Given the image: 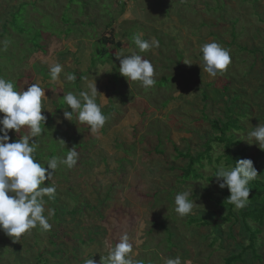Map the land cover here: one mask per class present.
Instances as JSON below:
<instances>
[{
	"label": "rangeland",
	"instance_id": "374dc122",
	"mask_svg": "<svg viewBox=\"0 0 264 264\" xmlns=\"http://www.w3.org/2000/svg\"><path fill=\"white\" fill-rule=\"evenodd\" d=\"M23 4L27 6L21 9L23 19L18 25H24L30 34L25 35L27 38L10 36L8 55L16 58L2 66L3 73L8 79H21V90H27L32 83L45 88L48 103L55 111L42 112L46 122L51 120L54 126L40 137L41 144L44 140L47 143L40 145L42 153L75 147L79 155L73 169L60 166L55 171L57 191L45 211L47 215V208L55 210L49 218L51 230L33 229L19 242L0 230V264H41L37 260L40 254L48 264H83L91 258L99 264L101 255H106L124 232L132 238L134 259L144 264H163L161 256L177 255L190 264H225L227 257L242 252L249 235L244 233L241 221L235 226L231 223L215 228L216 222L229 212L228 206H218L228 202L229 190L220 189L217 181L182 183L180 173L174 169L186 168L188 162L178 160L174 148L196 156L215 134L208 120L226 122L230 116L239 120L242 128L233 131L235 141L240 143L233 149H246L243 159H251L258 171L264 170V150L243 140L252 126L264 123V0H0V33L5 21H10ZM113 17L114 23L107 29ZM70 28L73 31L65 35ZM112 28L118 39L129 46L115 53L128 54L135 47L128 37L135 34L142 33L146 40L158 39L160 46L142 55L152 62L156 82L175 77L178 81L145 91L139 82L129 84L123 76L116 77L120 73L115 54L111 64L91 67L95 43L92 36H100L105 30L110 35ZM42 30L43 50L26 44ZM212 41L229 49L232 58L228 70L214 79L204 74L198 64L199 46ZM57 62L67 73H83L81 83H65L62 90L50 84L49 66ZM189 78L196 84L186 88L185 80ZM94 80L98 92L106 98L102 112L108 117L96 136L86 126L75 124V119H64L63 110H58L63 93L86 90V83ZM204 92L208 95L206 102ZM10 137L14 142L20 135L13 130ZM212 147V163L204 160V167L199 168L204 178L212 177L221 162L227 167L224 160L216 163L224 148L217 144ZM156 149L164 156L157 155ZM188 186L193 189L191 199L197 205L192 214L182 218L174 211L175 195L170 200L169 195ZM155 191H162L159 203H163L155 209L137 196ZM86 205L98 210L79 213ZM116 209L132 215L114 212L108 221L116 232L111 236L97 212L103 210L105 217ZM239 210L242 209L234 208L233 213L238 216ZM72 211L79 214L72 215ZM162 211L173 214L174 220L166 223L173 234L171 248L163 242L165 234L154 231L151 224L152 219H164ZM190 218L204 219L211 226L188 227ZM261 230L257 251L261 261H253L247 253L244 264H264V227ZM55 234V241L63 245L59 246L61 253L53 255L59 251L58 246L50 244ZM89 239L94 243H88ZM137 239L141 241L138 244Z\"/></svg>",
	"mask_w": 264,
	"mask_h": 264
},
{
	"label": "clouds",
	"instance_id": "9594fccd",
	"mask_svg": "<svg viewBox=\"0 0 264 264\" xmlns=\"http://www.w3.org/2000/svg\"><path fill=\"white\" fill-rule=\"evenodd\" d=\"M134 48L128 54L116 52L119 60V73L127 82H139L145 91L154 87V66L142 55L150 49L158 48L159 40L152 37L143 38V34L132 37ZM11 41L7 38L0 40V51H7ZM200 67L210 79L222 76L232 63L230 50L216 41L203 43L199 46ZM185 64L191 65L189 60ZM49 83L63 89L65 83L73 84L77 77L74 73L64 71V66L54 63L49 66ZM55 92V89H51ZM67 105L63 110L64 119L78 126H86L91 135H99L108 117L102 112L105 96L98 92L96 80L86 83V90L79 92L68 91L61 98ZM99 99V103H98ZM45 88L39 83H32L27 90H16L15 84L0 76V230L14 242H19L31 230L41 232L51 230L49 218L55 210L47 208L49 201L55 199L56 185L55 171L60 166L73 169L78 162V152L75 147L67 149L66 156H53L47 159V166H42L35 159L39 147L38 137L43 134L46 116L43 111L53 113L55 109L48 103ZM70 109V110H69ZM20 135L11 141L10 132ZM24 133L21 135V133ZM249 145H257L264 150V123L251 127L243 139ZM63 144L65 142L61 140ZM258 171L251 159L235 161L234 166L226 167L223 162L218 165L215 178L220 189H228L230 196L228 203L236 209H243L249 203V183L258 177ZM46 182H48L46 184ZM193 189L188 186L175 195L174 211L180 217L193 213L195 201L191 199ZM47 198V199H46ZM127 232L119 236L118 242L108 248L106 255H101L99 264H144L142 260H135L134 244ZM139 239L136 243H140ZM163 264H190L189 261L176 257L161 256ZM83 264H97L91 259H85Z\"/></svg>",
	"mask_w": 264,
	"mask_h": 264
},
{
	"label": "trees",
	"instance_id": "16d2710c",
	"mask_svg": "<svg viewBox=\"0 0 264 264\" xmlns=\"http://www.w3.org/2000/svg\"><path fill=\"white\" fill-rule=\"evenodd\" d=\"M72 1H76V0H71ZM25 6H27V4H23L21 5L20 9L18 10L17 13L13 14L10 21H5V23L2 25V32L0 33V38H7V39H11L10 36H12L13 38H19V37H24L27 38L25 35H29V32H26V29L24 27V25H18L19 22L22 21L23 19V14L21 12V9ZM123 9V8H122ZM114 18L109 19V22L106 24V28H110L111 25L114 23ZM1 20V19H0ZM25 20V19H24ZM63 23L67 24V22L65 21V19H63ZM74 26V25H73ZM44 28V26H43ZM43 33L41 31H39V33L37 34V36H35L32 40H30V43L26 44H31V47L34 49H41L43 50V47H41L40 42L44 39V30H42ZM47 31V29H46ZM73 31L72 28L70 29H66L64 31L65 35L70 34ZM107 31V30H105ZM105 31H103L102 35H97L94 34L91 38V40L95 39V43L94 45H92L94 47V54L91 57V67H95L98 64L99 65H108L111 64L112 59L115 57V51L116 50H125L127 49L129 46L126 45L125 43H122V41H120L118 39V35L115 33L114 28H112L111 33H109L110 35H108ZM13 32V33H11ZM96 36V37H94ZM133 36L128 37L129 40L132 39ZM243 51L249 52V53H255V51H249L248 49H242ZM9 52L8 50L6 51H0V76L4 77L5 79H8L7 76L3 73L2 70V66L5 67L6 64H10L12 63L13 59L16 58L14 54L8 55ZM14 55V56H12ZM11 57V58H10ZM5 60V61H4ZM4 61V62H2ZM6 63V64H5ZM16 63V62H15ZM14 64H11V66H14ZM76 84L78 85L79 83H81L82 78H83V73H79L77 72L76 74ZM116 77H121V75H117ZM11 80V79H8ZM15 86H16V90L20 91L21 87H20V82L22 81L20 80H11ZM118 81V79H117ZM178 81V77L175 78H169L167 81L165 80H161L160 82H156L155 86L157 87H168L169 86V82H176ZM116 83V82H115ZM192 84H196L194 83L192 78H189L187 80H185V86L186 88L190 87ZM76 85V86H77ZM78 88V87H77ZM225 90H227L225 88ZM79 92V91H77ZM203 100L204 102H206L208 100V95L206 92L203 93ZM67 109V105H65L63 103V101L61 100V102L59 103L58 106V110H65ZM211 129L214 131V136L211 137L210 139H208L205 143V148L204 151L197 154L196 156H192L190 153H183L181 151H179L177 148H174V152L177 154V159L181 160V161H187V167L186 168H179V169H174L175 171H178L180 173L179 175V180H181L182 183H187L189 181H200V180H205L208 183H212L214 181H217V179L215 178V172L214 175L212 177L209 178H204V176L199 172V168H203V161L207 160L209 164L212 163V157L210 155L211 151H212V144H217L219 146H222L224 148V154L216 159V163L219 164V162L221 160H224L227 167L229 166H234L235 165V161H238L240 159H243V157L246 155L247 150L246 149H237L234 150L233 147L236 145H239L240 143L236 142V138L233 135V131H241L242 128L239 126V120L234 119L233 117L231 118L230 116L228 117V120L226 122H223L221 120H208ZM44 126V131H46V129H53L54 126H52L51 124V120L49 122H46ZM45 133V132H44ZM41 137V136H40ZM38 137V141H39V147L37 149V152L35 153V159L42 164V166H47V159L53 157V156H58V155H66L67 150L66 149H59L56 152H50L47 150L46 147V152L42 153V151H44L43 149H41L44 145L47 146L46 141L44 140V143L41 144V138ZM40 138V140H39ZM45 139V137H44ZM40 145L42 147H40ZM48 152V153H47ZM155 153L157 155H163L164 153L162 151H159L158 149L155 150ZM257 169V168H256ZM258 171V170H257ZM258 176L261 177L256 178L255 180L251 181L249 183V187L251 188L250 191V197H249V203L247 205L246 208H243L242 210H239L238 216L235 215L233 213L234 211V205L225 202V203H218V206L223 207V206H228L229 207V212L227 214L226 217H222L218 222H216L215 224V228L218 229L226 224H231L233 226H235L236 224L240 223V221L242 222V229L244 231V233L249 235V243L246 247H242V252L238 253V254H234L230 257H227L225 259V264H244V262L246 261L245 259L247 258V253L252 255V260L253 261H261V256L258 255V238L260 236V234L262 233L261 228L264 227V170H259L258 171ZM55 176V175H54ZM55 178V177H54ZM179 191H173L170 193L169 195V200L178 193ZM162 193V191H155L152 194H148V193H138L137 196L146 203H150L152 204V209H155L157 206L162 205L163 203H159V199H160V194ZM230 196V194L228 195ZM110 197L107 196V200L109 201ZM91 210L92 212L98 210L97 208H93L91 205H86L84 207V209L82 211H80L79 213H85L86 211ZM115 212V214H125L127 217H130V215H132V213L130 211H123V209H116V210H111L108 215H106L105 217H103L104 215L103 210L98 211L97 212V216L99 217V221L101 224H103L104 226L107 227L108 230H110V235L113 236L116 232L113 229V227L110 226L109 224V220L112 218V214ZM165 211H162V213H164ZM58 213V212H57ZM77 213V211H72L70 214L72 215H76L79 214ZM103 215V216H102ZM165 215V213H164ZM131 219L133 220L134 217L131 216ZM173 219V214L171 215H165L164 219L160 222H156L155 219L151 220V224L154 225V231L156 232H163L165 234V238H164V244L167 248H171L173 246L172 243V232L170 231L171 228L170 227H166V223H169L171 220ZM128 221H130V219H127ZM174 220V219H173ZM186 225L188 227H196V228H207L210 227L211 224L209 222H207L204 219H197V218H190L187 222ZM115 228V227H114ZM118 231L117 228H115ZM152 231H149L148 234L149 236L151 235ZM65 234V233H64ZM57 238V235H52V240H50V244L53 247H57L59 248V251H57V253L52 252L53 255L61 253L62 247H59L61 243H57L55 240ZM220 238H217V240H219ZM94 243V239H89L88 243ZM83 244L86 243V241H82ZM63 245V244H61ZM248 254V255H249ZM43 254H40V256H38V261H41V264H48V260L47 259H42Z\"/></svg>",
	"mask_w": 264,
	"mask_h": 264
}]
</instances>
